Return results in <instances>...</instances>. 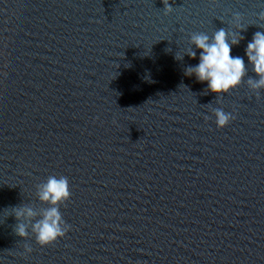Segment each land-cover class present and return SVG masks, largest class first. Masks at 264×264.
<instances>
[{
  "label": "clouds",
  "instance_id": "clouds-1",
  "mask_svg": "<svg viewBox=\"0 0 264 264\" xmlns=\"http://www.w3.org/2000/svg\"><path fill=\"white\" fill-rule=\"evenodd\" d=\"M165 13L172 11L168 0H162ZM234 19L239 20V14ZM240 41L232 39L229 42V34L224 28L217 30L210 38L205 33H193L190 37L191 45L200 50L199 63L189 66L185 70L186 76H195L200 83H207V90L215 93L217 97L228 93L239 86L246 74L245 61L240 56H232V46ZM245 54L248 62L251 63L253 71L258 79L249 78L248 84L253 91L264 88V32L254 33L252 40L247 44ZM186 55L196 59V51H189ZM215 123L218 128L226 127L234 117L222 109H215ZM205 119H208L206 117ZM71 197L68 178L65 176H49L44 184L39 187L38 198L49 207L43 217L32 224V232L37 244L41 247L50 246L58 239L65 236L69 230L60 213V205L64 204ZM15 219L17 223L14 232L20 238H27L28 233L24 223L20 220L23 217L33 218L36 214L33 209L25 205L15 207ZM25 252L31 253L32 248L25 245Z\"/></svg>",
  "mask_w": 264,
  "mask_h": 264
}]
</instances>
